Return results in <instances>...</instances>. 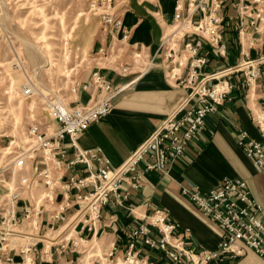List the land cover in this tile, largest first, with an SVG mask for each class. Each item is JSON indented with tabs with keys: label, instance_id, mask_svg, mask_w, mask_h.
<instances>
[{
	"label": "crops",
	"instance_id": "1",
	"mask_svg": "<svg viewBox=\"0 0 264 264\" xmlns=\"http://www.w3.org/2000/svg\"><path fill=\"white\" fill-rule=\"evenodd\" d=\"M176 5L177 0H125L126 10L122 12L129 36L123 38L121 34L99 28L92 44V65L77 82L70 105L87 103L96 95L98 90L92 82L96 71L116 88H123L114 98L112 111L93 122L80 136V146L100 148L99 153L114 167L122 165L162 120L187 101L191 88L182 80L190 74L195 56L206 58L197 72L198 79L206 78L208 85L217 81L209 75L229 69L220 79L226 78L231 85L228 97L208 115L204 131L189 142L183 155L167 164L165 172L145 171L147 158L141 160L137 166L140 187L125 182L121 190L129 192V198L120 204L112 195L92 229L85 217H76L79 205L74 196L64 198L63 190L57 189L55 202L46 205L51 211L46 209L42 213L29 238L37 243L31 264H123L120 260L126 261L129 254L155 264H169L164 251L146 245L144 236L132 235L157 209L165 210L168 219L178 223L182 230H189L188 246L217 248L222 240L221 228L182 193L185 186H197L205 192L221 185L226 178L246 179L263 205L264 216V166L255 164L238 142L241 130L264 139L256 123V117L264 111V63L255 66L257 76L251 80L247 77L249 68L244 66L245 62L264 56V0H224L219 11L223 17V52L202 36L187 34L175 36L171 41L175 48L172 59L165 56L160 46L165 35L175 30ZM182 12L188 13L186 0ZM200 15L197 12L194 18ZM169 28L173 31L168 32ZM188 41L197 46L196 55L187 51ZM135 51L142 52L147 61L156 58L147 71L124 87L140 67L122 76L118 63L130 61ZM171 69L176 72L173 78L168 76ZM4 142L1 138L0 144ZM64 150L67 164L75 157L76 149L66 140ZM93 162L100 164L97 159ZM83 167H68L66 178L82 174ZM0 188L4 191L3 186ZM24 202H20L21 206ZM157 234L154 228L149 236ZM13 253L12 264H23L24 256L19 248ZM212 264H264V259L246 247L243 255L226 256Z\"/></svg>",
	"mask_w": 264,
	"mask_h": 264
},
{
	"label": "built area",
	"instance_id": "2",
	"mask_svg": "<svg viewBox=\"0 0 264 264\" xmlns=\"http://www.w3.org/2000/svg\"><path fill=\"white\" fill-rule=\"evenodd\" d=\"M184 1L177 0L173 36L199 35L219 52H223V17L219 11L224 0H210L209 4L208 0H186L187 15L182 12ZM117 5V0H101L92 2L91 8L100 16L104 30L127 38L130 30L126 28L124 13ZM197 12L201 15L195 19ZM169 38L170 36L165 35L160 50H164L167 58L173 59L175 48ZM186 49L192 55H196L198 51L192 41L186 43ZM142 58L143 53L135 51L132 52L130 61L118 63L122 76H127L136 66H140L135 77L124 87L147 71L156 57L149 61L144 58V63L140 62ZM205 62L206 58L203 56L192 59L190 74L182 80L191 88L187 101L162 120L139 148L118 167H114L109 159L99 153L100 148H82L79 138L93 122L105 118L112 111L114 98L123 87L116 88L111 80L96 71L92 82L98 91L89 102H76L67 108H61L52 102L48 104L55 120L54 129L46 132L39 125L31 124L27 129L28 137L25 142L15 151L11 150L10 158L0 164V186L4 188L0 192V264H12L15 259L13 251L17 248L23 253V264H31V254L36 250L37 243L28 239L22 245H11V237L18 232L31 238L42 213L46 209L51 211L46 205L55 202L57 189L63 190L64 198L74 196L79 205L76 217H85V222L92 229L100 218L102 207L112 195L120 204L129 198V192L121 190L125 182L140 187L137 166L141 160L147 158L145 171L165 172L169 162L183 155L189 142L204 131L208 115L223 104L231 91L228 80H220L229 69L209 75L210 78L217 79L212 85L207 84L206 78L198 79L197 68ZM261 63H264V56L244 63L249 68V80L257 76L255 66ZM175 75L176 72L171 69L168 76L173 78ZM77 86L78 84L74 88L75 92ZM256 123L264 138V111L256 117ZM66 140L76 149L75 157L67 164L63 159ZM15 142L14 137L10 139L7 148ZM238 142L255 164L264 166V139L259 140L250 136L247 130H241ZM95 159L99 161V165H95ZM77 165L84 166L83 173L73 174L67 179V168ZM182 193L218 223L222 240L217 248L198 249L188 246L186 240L189 230H182L178 223L169 220L163 209L150 214L145 223L133 230L132 235L136 238L144 236L146 245L164 251L169 264H212L226 256L243 255L246 247L253 249L264 259L263 205L254 196L246 179L226 178L221 185L205 192L197 186H185ZM22 200L25 202L21 206ZM32 220L36 222L35 225L31 224ZM25 226L32 230L24 231L22 228ZM154 228L158 234L149 236ZM134 258L137 257L129 254L127 260ZM136 260L143 261L139 258ZM147 262L149 263L145 260V264Z\"/></svg>",
	"mask_w": 264,
	"mask_h": 264
},
{
	"label": "rangeland",
	"instance_id": "3",
	"mask_svg": "<svg viewBox=\"0 0 264 264\" xmlns=\"http://www.w3.org/2000/svg\"><path fill=\"white\" fill-rule=\"evenodd\" d=\"M99 1L0 0V139L6 141L0 144V164L25 142L31 124L46 132L54 129L48 104L69 107L77 82L92 65V44L103 28L91 8ZM117 2L122 12L124 0ZM13 137L16 142L7 148ZM21 237L12 236L11 245L29 239Z\"/></svg>",
	"mask_w": 264,
	"mask_h": 264
},
{
	"label": "bare ground",
	"instance_id": "4",
	"mask_svg": "<svg viewBox=\"0 0 264 264\" xmlns=\"http://www.w3.org/2000/svg\"><path fill=\"white\" fill-rule=\"evenodd\" d=\"M175 29V28H174ZM171 31H173V28L171 29V28H169L168 29V32H171ZM173 34H174V31L170 34V35H168V36H170V38L169 39H171L169 42H171V41H173V38L175 37V36H173ZM168 36H166V37H168ZM50 55V54H49ZM51 56V55H50ZM51 61V60H50ZM65 71V70H64ZM67 72V71H66ZM65 72V73H66ZM31 224H36V222L35 221H31ZM31 227H32V225H31ZM21 236H24V238H25V236H26V234H24V233H18V232H15L14 233V235H13V237H21ZM22 238V237H21ZM124 262H128V263H133V262H135V263H138L139 262V260H136V261H134V260H126V261H124Z\"/></svg>",
	"mask_w": 264,
	"mask_h": 264
}]
</instances>
